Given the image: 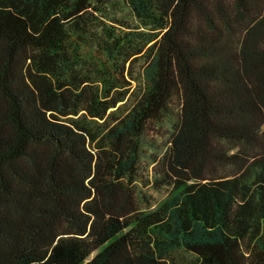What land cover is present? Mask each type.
<instances>
[{
	"label": "trees",
	"instance_id": "16d2710c",
	"mask_svg": "<svg viewBox=\"0 0 264 264\" xmlns=\"http://www.w3.org/2000/svg\"><path fill=\"white\" fill-rule=\"evenodd\" d=\"M115 2L0 0V264H264V0H121L125 31ZM139 40L140 77L119 64ZM168 123L171 189L141 209L126 189Z\"/></svg>",
	"mask_w": 264,
	"mask_h": 264
},
{
	"label": "rangeland",
	"instance_id": "374dc122",
	"mask_svg": "<svg viewBox=\"0 0 264 264\" xmlns=\"http://www.w3.org/2000/svg\"><path fill=\"white\" fill-rule=\"evenodd\" d=\"M104 21L108 25H113L121 31H125L116 20H124L131 24H136V20L131 15V12L121 3V0L108 7V11L104 14ZM138 31H145L143 28H138ZM155 40L150 42L145 40H139V44L131 45L125 51L123 57L120 58L119 64L128 67L132 74L141 76V71L144 61V52L146 48L153 43ZM79 62L76 66V72L79 78L85 81L92 90L100 87V78L98 76L99 67L95 64L97 59L104 60L102 54L90 46H85L81 51L78 52ZM132 88L130 89V91ZM128 92L125 88H116L112 90L114 96H120L121 93ZM121 102H118V104ZM79 114L84 112V104L81 106ZM103 119H99L102 121ZM174 125L171 123L164 124L161 126L149 127L142 139L141 157L137 170L136 179L129 183L126 191H130L134 197L136 203L141 209H153L163 199H165L169 192V186H156L151 181L153 180L154 174L152 167L154 157H161L170 147V140L172 137ZM226 150L234 152L238 149L237 143L227 141L222 145Z\"/></svg>",
	"mask_w": 264,
	"mask_h": 264
}]
</instances>
